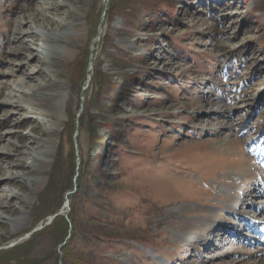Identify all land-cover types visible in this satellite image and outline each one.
<instances>
[{"label": "rangeland", "instance_id": "obj_1", "mask_svg": "<svg viewBox=\"0 0 264 264\" xmlns=\"http://www.w3.org/2000/svg\"><path fill=\"white\" fill-rule=\"evenodd\" d=\"M72 9L79 38L62 33ZM39 28L61 34L46 41ZM88 113L122 145H96ZM87 165L108 176L106 200L99 212L75 199L79 215L116 240L80 264H224L245 257L234 247H264V0H0V249L60 215L65 232L38 234L22 264H62ZM202 214L219 224L209 248L195 234L210 228L182 234Z\"/></svg>", "mask_w": 264, "mask_h": 264}, {"label": "trees", "instance_id": "obj_2", "mask_svg": "<svg viewBox=\"0 0 264 264\" xmlns=\"http://www.w3.org/2000/svg\"><path fill=\"white\" fill-rule=\"evenodd\" d=\"M97 118L98 115L88 113L85 123V126H87L88 128L87 129L88 134L94 140L96 145L104 146L105 137L109 141L115 142L116 146L122 145L121 139L119 141H116V138L119 137L117 136L119 134L118 131L114 130L113 133L110 134L108 133L106 134V136H102L98 133V129L100 128L101 124L100 122H98ZM114 123H110L108 124V126L114 127L115 125ZM58 166L59 164L57 162V165L55 169L53 168L54 171L51 174L52 175L51 181L49 183L47 190L49 192L43 194V197L41 199L42 208L46 206L48 199H50L49 198L50 192L54 191L58 187V179H59L57 174ZM106 167H107L106 165L103 166V169H106ZM99 171L101 170L94 169L93 166L87 165L86 168L83 170V178H80L79 186L78 188L76 187L77 191L73 195V200H72V207H71L72 213L68 215V219L70 223L69 225L70 238L66 240L64 250H62V248L60 249L63 255L61 258L62 264H80L82 263V260L85 256L90 255V253L96 247H99L100 243H111V242H115L116 240L115 237L113 238V236H109L105 232L103 220L99 219L98 216L91 215L90 210L87 209L84 210L83 214L80 216L79 215L80 208L78 204H75L76 202L75 199L80 198L83 199L84 206H86V208L94 204H97L98 208H100L99 212L102 210L103 202L106 200V198L104 197L102 191L100 190L102 188L101 180L102 177L108 178V176L105 173H103L102 175V173ZM86 177L88 178V181L86 180ZM84 178L86 184L84 183ZM57 208L58 206H55L51 210V212L50 211L48 212L54 213L57 211ZM40 218H42V216ZM67 222L68 221L62 218V216L60 215L55 216L48 225H46L40 231L33 232L27 240H24L21 243H17L5 250L0 249V256L4 257L3 259L5 260V264H11V262H14L16 264L24 263V259L27 258L29 255L30 246L32 245L34 238L38 234L48 230L55 231L56 226H59L60 224L63 225L62 232L64 233L67 227ZM116 242L121 243V240H117Z\"/></svg>", "mask_w": 264, "mask_h": 264}, {"label": "bare ground", "instance_id": "obj_3", "mask_svg": "<svg viewBox=\"0 0 264 264\" xmlns=\"http://www.w3.org/2000/svg\"><path fill=\"white\" fill-rule=\"evenodd\" d=\"M71 12H72V17L64 23V28H63V32L62 33H65L67 35L71 34V35L77 36L79 38L81 36L82 31H83V29L77 27V25H78L77 18L79 16V12L76 9L75 10L72 9ZM38 31L42 32L43 36L46 38V41H50L53 37L58 36V35L61 34V32H59V31L45 33V32H43L44 30H42V28H39ZM49 49H50V47L48 46V43H45L44 50H45L46 54L48 53ZM48 70H49V68H48ZM26 103L30 105L32 110L37 111V109H39V113L38 114L43 116L42 118L44 120H47L46 117L49 115L48 111L46 109H41V107L39 106L40 105V101L39 100L36 101V99L29 98ZM55 127H56V123L55 122H52L51 120H47V132L51 133L52 130L55 129ZM50 146L51 145L48 143L45 147H41L38 151L36 150L35 154L37 156H39L40 158L45 156V154L49 153V151H50L49 147ZM39 157H38V159L36 161V165H42L43 166L44 163H43L42 160H40ZM34 176H35V172H32L28 177L32 178ZM263 190H264V185L261 186V190L260 191H263ZM200 216L205 217L204 220L203 219L201 220L202 222L201 221L197 222L196 220L194 221L195 216H194V218H192L191 216H188L186 219L182 220V223H183L182 234L183 235H187L190 232L193 233L194 230H207L208 228L212 227V225H214L215 227H217V225H219L218 222L210 220L209 219V215H207V214H202ZM230 219H231V221H229V223H231L232 221L235 220L233 218H230ZM253 219L258 221V219H256L255 217H253ZM14 221H16V223H17V224L15 223L16 225H18V224L20 225V223L22 222L21 219H16ZM245 224L246 223L242 224V226L245 225ZM226 228H231V227L229 226V224H227ZM214 230H215V228L214 229L210 228V232H206L207 233L206 235L205 234H201V233H196L195 235L198 238H200L201 240L204 239V241H205L206 237H209L210 238V240L208 241L209 243L208 242H207L208 244L206 243V247L209 248V246L211 244L213 245V243H212L213 241H211V240L215 239V237H217L219 235L218 232H213ZM230 236H232V235H230ZM239 242H241V241H239ZM228 250L229 249H227V251ZM232 252L233 253H241V255H243V256L245 255V257H242V256L238 255V256H236L234 258H231V259L229 258L230 260H228L226 262L223 261L224 264H264V247H262V246H257L256 245L253 250H250L251 253H248L249 252L248 250L241 252L238 249V247H234L232 249ZM248 257H252V258L249 259ZM222 258H224V257H222Z\"/></svg>", "mask_w": 264, "mask_h": 264}, {"label": "water", "instance_id": "obj_4", "mask_svg": "<svg viewBox=\"0 0 264 264\" xmlns=\"http://www.w3.org/2000/svg\"><path fill=\"white\" fill-rule=\"evenodd\" d=\"M55 216H51L49 219H48V222H50ZM38 229V228H37ZM36 229V230H37Z\"/></svg>", "mask_w": 264, "mask_h": 264}]
</instances>
